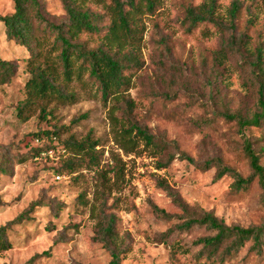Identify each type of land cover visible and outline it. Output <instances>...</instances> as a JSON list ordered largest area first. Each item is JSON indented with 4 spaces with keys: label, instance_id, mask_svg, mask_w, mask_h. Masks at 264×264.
<instances>
[{
    "label": "rangeland",
    "instance_id": "obj_1",
    "mask_svg": "<svg viewBox=\"0 0 264 264\" xmlns=\"http://www.w3.org/2000/svg\"><path fill=\"white\" fill-rule=\"evenodd\" d=\"M207 1L160 0L155 14H134L126 49L136 51L140 64L129 68L130 83L118 96L105 98L86 72L67 86L76 93L75 99L51 100L45 117L36 105L26 119L19 116V107L30 77L29 52L8 39L0 21V56L18 65L12 80L0 85V226L38 201L31 218L10 229L13 247L0 253V264H110L109 251L96 240L95 216L102 208L118 216L120 236L131 247L123 264H193L201 248L194 241L211 232L195 225L161 240L163 232L182 221L155 211L157 206L182 214L168 186L190 205L193 215L205 210L229 225L264 224V194L257 178L237 192L232 176L215 180V168L202 170L178 153L161 167V155L144 141L132 147L117 132L129 113L126 100H132V115L142 125L176 140L198 162L220 157L249 176L252 171L243 150L246 136L256 149H263L264 165V123L241 131L236 119L224 116L251 117L259 110L260 81L252 62L262 48L264 66V0H216L215 15L222 25L209 22L190 28L188 8ZM40 2L49 20H67L62 0ZM234 3L240 8L232 18ZM87 4L104 10L96 1ZM14 11V0H0V15ZM228 43L232 48L222 58L218 52ZM82 115L86 117L75 121ZM88 136L97 142L93 158L86 151L64 148L69 139L82 141ZM49 147L34 154L36 148ZM69 158L74 167L65 166ZM175 242L190 248L191 254L173 259ZM253 243L248 241L220 264H264V247L259 252ZM37 254L41 256L31 260Z\"/></svg>",
    "mask_w": 264,
    "mask_h": 264
},
{
    "label": "trees",
    "instance_id": "obj_2",
    "mask_svg": "<svg viewBox=\"0 0 264 264\" xmlns=\"http://www.w3.org/2000/svg\"><path fill=\"white\" fill-rule=\"evenodd\" d=\"M62 1L67 12V20L62 23H55L46 17L40 0H14V13L0 15V21L5 24L8 39H13L25 46L30 56L27 63L30 77L25 84L26 97L19 107V116L23 119H26L28 112L33 111L36 105L40 106L41 114L45 117L48 114L47 104L51 100L75 99L76 93L68 91L67 86L75 77L81 80L86 72L98 82L105 98L114 94L118 96L119 93L126 90L130 83V74L127 71L131 66L140 64L136 51L131 48L126 49L128 46L127 39L133 36L134 14L143 11L151 15L155 14L160 0ZM88 1H96L104 10L92 9L87 4ZM215 8L216 0H208L198 7H189L187 16L191 24L190 28H201L209 22L222 25L215 15ZM239 8V4H233L230 10L232 18H235ZM40 30L43 32L38 33ZM229 48H232L230 43L218 52L219 56L228 57L227 49L229 50ZM252 64L258 70L257 74L260 81L259 110L254 112L251 117L240 113L224 114L227 119H236L241 131L251 126H261L264 123L262 48H258ZM17 72L18 65L14 61L0 56V85L8 84ZM126 106L129 113L125 116L126 121L117 131L120 138L132 147H135L139 141H144L154 152L161 155V160H163L160 163L161 167L168 166L178 153L180 159L187 160L202 170L215 168V180L226 175L232 176L234 178L233 187L237 192L248 189L257 178L264 194V165L261 162L263 149H256L251 139L244 137L243 150L249 160L252 173L249 176H244L237 169L226 164L220 157L208 158L202 162L196 161L191 155L180 149L176 140L155 135L147 126L142 125L132 115V100H126ZM84 117L86 115L76 118L75 121ZM112 117L117 119L114 114ZM37 135L40 136V134ZM96 145L97 142L91 141L88 136L82 141L69 139L64 144V148L71 147L78 152L86 151L90 158H93ZM50 149L51 147L36 148L34 154L39 155L42 150L48 151ZM65 166L74 167V159L69 158ZM167 190L182 214L170 213L157 206H155V211L163 218L174 219L179 217L182 221L163 232L162 241H166L167 237L175 230L184 231L195 225L205 226L211 232L194 241V244L201 248L194 255L193 264L224 263L227 258L245 247L250 240L254 242L253 247L255 249L259 252L262 251L264 247V224L249 227L229 225L214 212L205 210L199 215H193L190 211V205L178 193L169 186ZM37 205L38 201H33L16 218L0 226V253L13 247L9 237L12 226L30 219V213ZM95 217L97 220L96 240L102 242L109 251L112 257L110 264H123V260L131 247L125 244L120 236L118 216L113 212L108 213L105 208H102ZM180 254L189 255L191 249L184 247L179 242L173 243L171 245L172 258L175 259ZM39 256L41 254L35 255L31 260Z\"/></svg>",
    "mask_w": 264,
    "mask_h": 264
},
{
    "label": "built area",
    "instance_id": "obj_3",
    "mask_svg": "<svg viewBox=\"0 0 264 264\" xmlns=\"http://www.w3.org/2000/svg\"><path fill=\"white\" fill-rule=\"evenodd\" d=\"M61 176L60 175H58V178H60Z\"/></svg>",
    "mask_w": 264,
    "mask_h": 264
}]
</instances>
